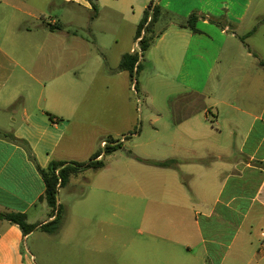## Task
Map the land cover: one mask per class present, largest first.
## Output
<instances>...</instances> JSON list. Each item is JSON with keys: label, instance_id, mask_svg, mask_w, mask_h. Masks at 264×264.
Returning a JSON list of instances; mask_svg holds the SVG:
<instances>
[{"label": "crops", "instance_id": "1", "mask_svg": "<svg viewBox=\"0 0 264 264\" xmlns=\"http://www.w3.org/2000/svg\"><path fill=\"white\" fill-rule=\"evenodd\" d=\"M138 1L0 0V216L26 214L38 226L26 235L0 217V264H264V55L248 46L264 30V0H141L135 11ZM152 2L162 16L142 76L169 78L158 84L172 98L160 111L150 108L158 146L137 143L131 77L119 69ZM47 12H54L49 21ZM125 133L133 141L125 168L150 174L126 181L128 199L148 204L145 227L105 228L119 209L120 168L112 161L72 177L59 192V229L42 231L56 216L42 200L40 169L89 162L103 150L98 143ZM83 142L88 161L77 154ZM140 159L180 164L164 169ZM78 202L92 204L81 217L94 228L66 223ZM104 204L107 217L96 209Z\"/></svg>", "mask_w": 264, "mask_h": 264}, {"label": "rangeland", "instance_id": "2", "mask_svg": "<svg viewBox=\"0 0 264 264\" xmlns=\"http://www.w3.org/2000/svg\"><path fill=\"white\" fill-rule=\"evenodd\" d=\"M142 1L139 0L137 2V4H134V9L135 11L139 10L138 6H142ZM132 3H130V7H131ZM52 13L54 12H47V21L51 20V15H53ZM92 13V12H91ZM105 15H103V19L104 17H108L110 15L109 12H105ZM81 17L79 18V20H81L83 22V19L85 17V15H80ZM118 20L122 21V17H120ZM101 22V21H99ZM41 23V22H40ZM101 27V25H97V28ZM247 28V27H246ZM105 43H107V46L110 47L111 45H113V41L111 40V38H106ZM133 46H135V43L133 44ZM249 47H254L257 46L259 48V51H261L260 53H263L264 55V30H262L258 35H256L251 41H249L248 43ZM263 48H260V47ZM92 50H89L90 53H94V54H98V49L94 46L91 45ZM255 51V50H254ZM145 62V61H144ZM143 62V63H144ZM254 62L253 59H249L247 61L246 66L248 68L254 69L253 67V63ZM255 64V63H254ZM147 76V75H146ZM167 81H169V78L167 77H160L159 79H153V80H148V78H144L142 76V72H140L139 74L135 75V81L132 82L131 81V89L129 91V95H128V101L130 103L131 106V112L133 114V117L135 119V127L133 130V133L136 131L137 133H139L142 130V138L140 140H137L139 144L142 143H147L149 142L151 139V142H153L154 144L160 143L161 141L155 140L154 141V134L155 131L152 127V125H156L159 126V124L154 123V116H152V110L150 109L152 106H156L157 110L160 111V108L162 106H165L166 104H168L167 101H169L172 98H168L167 95L168 94L164 89L159 88V84L158 82H162V83H166ZM136 82H138V87L136 88ZM147 88L150 92L147 93L146 89ZM172 91L176 88L174 86H171ZM146 90V91H145ZM175 96V92L172 93ZM173 96V99H174ZM121 126L125 127V125L121 124L120 128H122ZM127 135V133L125 134H120V136L118 137V139L120 141H122L125 145H123V149L122 150H118V153L115 154L114 157H111V159L109 158L111 155H107L106 159L104 160L105 162V166L106 164H110V162L114 161V166L117 165V167L120 168V170H118V175L120 178V197H119V209H115L113 210L114 214H117V216L114 218V226H106L105 228H112V229H118V230H127V229H138V228H144L145 226L142 224V217L144 216L145 213V209L147 208V203L146 201L140 200V201H134L129 198V192L130 190L132 191L131 187H127L126 181L128 180H139V179H143V177L150 175V174H144L142 172H140L137 168V170L131 169V168H125V164L127 163V157H125L126 154H128L129 150H131L130 146H133V141H128L125 142L126 139H128L129 135ZM108 140V139H107ZM124 140V141H123ZM136 140V139H135ZM87 144L88 142H83L77 149V154L80 155L81 159H84L86 161L89 160V157H87ZM102 141L100 143H98V145H100L101 149L102 148ZM124 153V154H123ZM130 154V152H129ZM127 156V155H126ZM90 182L88 184L89 187L91 185L94 184L95 182V178H92L89 180ZM171 182V179H170ZM86 182H82V184H79L76 188V194L78 195L81 191V189L84 187ZM137 186V185H136ZM130 189V190H129ZM65 192V191H64ZM62 192L61 197L63 200H65L63 203H65L64 205H66V199H67V194ZM74 196H71L68 199H73ZM73 209L71 210V212L68 214L69 218L66 221V223L69 222V226L73 227L75 226L74 224H76V228H82V229H92L95 227V223L96 221H84L81 217V214H88V212H91L93 209L92 204L90 203H84V202H78L77 204L72 206ZM97 212L102 215V216H109V207L104 204V205H97ZM74 220V222H73ZM35 237H32L31 240H34ZM31 242V241H30ZM40 258L39 261L43 262L46 260V245L42 244L40 246Z\"/></svg>", "mask_w": 264, "mask_h": 264}, {"label": "trees", "instance_id": "3", "mask_svg": "<svg viewBox=\"0 0 264 264\" xmlns=\"http://www.w3.org/2000/svg\"><path fill=\"white\" fill-rule=\"evenodd\" d=\"M93 12L96 15L98 13V6L93 3ZM152 13L151 21L149 22L150 15ZM162 16V9L158 5H155L152 2L147 10L144 12V16L140 24L138 25L136 39L142 36L143 31L145 32L142 41V55L138 54H127L123 57L119 69L121 71H127L130 74L131 81H135V75L139 74L143 70V62L146 53L151 49L154 45L156 39L159 34L157 32V25ZM198 21V17L196 15H192L189 18V27L193 29L194 32L197 30L194 27V23ZM53 29V27H52ZM256 31V30H255ZM255 31L247 34L246 36L241 37L243 41ZM264 66V63L261 62ZM138 87V82H136V88ZM49 117H53L51 114H48ZM18 143L27 146V143L24 141H20L15 139ZM108 141H116L114 138H109ZM28 147V146H27ZM123 147V142H120L118 139V144L115 146H108L105 149L97 152L89 162L79 163V162H71L66 163L62 161H51L47 168L40 169V173L42 175L44 184H45V194L42 197V200L46 202L49 208V216H56V219L48 224L42 225L40 229L45 232L55 233L63 220V209L59 204V192L61 188H64L71 180L72 177L78 176L80 173L86 170H95L99 171L105 167V162L103 160H98L101 155H111ZM141 160V159H140ZM142 162L164 169H172L176 168L180 161L176 159L166 160V161H149V160H141ZM2 219L7 220L11 223L17 224L23 230V232L27 235L35 231L38 226L31 225L28 223L27 215L22 213H8L0 216Z\"/></svg>", "mask_w": 264, "mask_h": 264}, {"label": "built area", "instance_id": "4", "mask_svg": "<svg viewBox=\"0 0 264 264\" xmlns=\"http://www.w3.org/2000/svg\"><path fill=\"white\" fill-rule=\"evenodd\" d=\"M151 18H152V13H151V15H150V18H149V22L151 21ZM144 34H145V32L143 31V33H142V36L140 37V38H138V39H136L135 40V46H134V48H133V50H132V53L133 54H138V55H142V53H143V51H142V48H141V41H142V38H143V36H144ZM124 141V140H123ZM120 142H122V141H120ZM118 144V140H116V141H113V142H111V141H108V140H104L103 142H102V148L103 149H105L106 147H108V146H115V145H117ZM101 157V156H100ZM99 159V158H98ZM261 247H262V249L264 250V242H263V244L261 245Z\"/></svg>", "mask_w": 264, "mask_h": 264}]
</instances>
